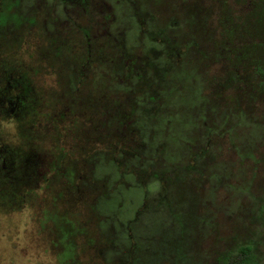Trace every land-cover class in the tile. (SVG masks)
<instances>
[{
  "label": "rangeland",
  "instance_id": "obj_1",
  "mask_svg": "<svg viewBox=\"0 0 264 264\" xmlns=\"http://www.w3.org/2000/svg\"><path fill=\"white\" fill-rule=\"evenodd\" d=\"M131 1H136L143 18L134 17L135 11L128 0H119L114 4L98 0L90 4V15L95 17L93 40L94 37L99 38L92 40L93 56L104 60L115 52L114 44L103 45L108 34H105V27L100 28L102 22L109 26L113 35L123 32L130 42L129 46L148 49L155 45L161 53L172 49L179 56L169 73L170 79H176L181 85L167 107L170 115L165 120H169L171 126L166 131L162 123L156 121L150 124L144 121L143 124L146 123L148 130L151 127L158 132L153 135V146L158 141L166 140L170 146L173 143L176 155L172 159L181 162L184 154H190L191 160L195 159L198 163V170L193 176L181 174L180 181L174 183L169 191L167 204L159 207L158 201L150 200L148 211L139 221L130 224L128 231L125 230L133 235L134 240L122 242L128 247L136 244L131 264H205L209 250L214 251L220 246L217 247L212 236L215 225L217 236L224 241L222 244L235 236L264 237V215L260 212L264 207V48L260 46L264 40V10L260 0ZM47 2V12L52 14L45 22L47 27L51 31L60 27L61 31L56 30L58 36L82 42V33L71 28L70 21L73 19L86 27L90 17L84 15L82 9L76 10L75 6L66 14V4L55 0ZM13 3L19 6L20 11L32 15L31 19L27 18L29 24V19L33 21L38 15L36 9L40 4L36 0H10L11 6ZM109 5H115L113 15L107 13ZM52 7L54 11L50 10ZM153 12L166 22L172 19L181 22L174 39L178 45H158L157 41L155 44L151 41L152 37L158 38L160 21H151L144 28L138 26L137 19L144 20L146 13L151 15ZM18 17L15 18L19 21ZM38 38L35 34L30 44H25L21 52L14 55L15 59L24 61L27 66L32 65L28 59L29 52ZM178 50L182 54H178ZM156 62L160 69L166 67L164 59ZM35 82V87L46 94L57 92L59 87L56 79L49 78L45 73ZM95 92L92 90V93ZM69 93L74 95L70 88L64 96L75 97ZM44 110L53 112L52 106ZM64 126L62 124L61 127ZM1 129L8 140V137L15 136L18 128L14 124H4ZM64 133L62 146L67 148L76 138L77 129L76 133L69 131L66 134V130ZM46 134L56 135L57 130L47 128ZM78 135L82 136L80 132ZM56 145L60 146V143L47 140L46 148ZM91 151L88 144L80 156ZM200 151L205 152V157H198ZM76 154L79 155V152ZM189 162L187 160L186 164ZM98 170L103 176L112 171L110 166H101ZM118 177L121 178L119 174ZM126 180L131 181V177H126ZM64 187L63 182L55 184L53 193L57 195ZM135 195L132 191L125 194L121 191L120 195H115L120 202H127L126 207L124 205L127 215L121 221L123 224L131 220L142 205V202L129 205L133 199L138 202ZM53 198L41 191L29 200L24 209L9 215L0 213V264L102 262L93 258V247L89 243L96 245L97 241L106 239L108 216L113 215L111 210H118L116 201L107 206L106 201L100 200L98 209L104 217L101 221L97 220V216L89 219L91 228L84 230L77 226L83 223L85 214L78 216L81 215L79 212H90L92 198L75 201V205H69L68 195L64 200ZM108 207L110 214L106 212ZM117 225L121 227L120 223ZM71 240L75 243L70 244ZM196 248L206 251L199 255L195 252ZM108 252L106 257L113 263H120L125 257L116 250ZM259 257L264 264V244L259 248ZM214 262L215 259H212L210 264Z\"/></svg>",
  "mask_w": 264,
  "mask_h": 264
},
{
  "label": "trees",
  "instance_id": "obj_2",
  "mask_svg": "<svg viewBox=\"0 0 264 264\" xmlns=\"http://www.w3.org/2000/svg\"><path fill=\"white\" fill-rule=\"evenodd\" d=\"M128 2L135 11L134 17L143 18L136 1ZM260 4L264 10V0H260ZM16 5L13 3L12 7L10 0L0 3V213L9 215L24 209L29 200L41 191L51 194L54 200H64L68 195L69 205L91 197V210L79 212L81 215L78 217L85 214V218L77 226L90 230L89 219L97 216V220L101 221L103 216L98 209L99 201H106L107 206H112L115 200L118 210H111L113 215L108 216L106 239L97 241L96 245L89 244L93 247V258L102 260L100 264H131L136 244L128 247L122 242L134 240L133 235L126 232L129 225L139 221L148 211L150 200L158 201L159 207L167 204L169 191L174 183L180 181L181 174L193 176L198 170V163L195 159L191 160L190 154L182 156L185 162L172 159L176 155L173 143L170 146L166 140L158 141L153 146V135L158 132L151 127L149 130L146 128V123L155 121L162 123L166 131L171 126L170 121L165 120L170 115L167 107L181 85L176 79L171 80L169 73L179 56L172 49L161 53L155 45L148 49L129 46L130 42L123 32L113 35L109 26L102 22L100 28L105 27V34H108L103 45L114 44L115 52L104 60H99L100 57L97 60L91 46L99 38L94 37L93 40L95 17L90 15V4H82L83 14L90 17L86 27L73 19L70 21L71 28L82 33V42L58 36L56 30L61 31L60 27L51 31L45 23L48 12L43 11L41 5L36 9L38 15L35 14L33 21H30L32 15L20 11ZM17 9L18 15L15 14ZM114 9L115 5H109L107 13L113 15ZM17 16L19 21L15 18ZM156 17L154 12L151 15L146 13L144 20L137 19L138 26L144 28L151 21H160L158 38L152 37L151 41L154 44L157 41L158 45H178L174 39L181 22L173 19L166 22ZM27 18H30L31 24ZM35 34L39 36V43L37 39L29 52L28 59L32 65L27 66L24 61L16 60L14 55L21 52L25 44L28 46ZM260 46L264 48V40ZM178 54H182L180 50ZM163 59L167 64L160 69L156 61ZM44 73L56 79L59 86L57 92L46 94L35 87L36 78ZM70 88L74 95L69 94L75 97L64 96ZM92 90L96 92L92 93ZM51 106L52 113L44 110ZM4 124H14L18 128L15 136H10L12 141L8 136V140L4 137L1 129ZM62 124H65L64 128ZM47 128H54L57 134H46ZM65 130L66 134L69 131L76 133V138L67 148L62 146ZM79 132L82 136L78 135ZM47 140L60 143V146L46 148ZM88 144L92 151L80 156ZM180 146L187 148L181 143ZM198 157H205V152L200 151ZM187 160L190 162L186 164ZM101 166H110L111 173L100 175L98 169ZM125 175L131 177V181H127ZM59 182H63L65 187L56 195L53 189ZM121 191L124 194L132 191L137 195L134 197L138 198V202L133 199L130 206L142 202L135 216L124 224L121 221L127 215L124 208L127 202L115 198ZM106 212L110 214L109 207ZM260 212L264 215V208ZM216 232L215 225L212 236L217 247L220 246L214 251L209 250L205 264H210L212 259H215L214 264H261L259 248L264 244L263 236H235L222 244L224 241ZM69 243L75 242L71 240ZM109 250L122 253L125 256L123 261H109L106 257L111 252L106 253ZM204 251L195 249L199 255ZM75 264L78 263L75 261Z\"/></svg>",
  "mask_w": 264,
  "mask_h": 264
},
{
  "label": "flooded vegetation",
  "instance_id": "obj_3",
  "mask_svg": "<svg viewBox=\"0 0 264 264\" xmlns=\"http://www.w3.org/2000/svg\"><path fill=\"white\" fill-rule=\"evenodd\" d=\"M12 1V0H11ZM38 2V4L40 5H43L45 7H43V11L47 10V5H48V2L47 0H36ZM55 1H59L61 3H64L66 5H64V10L67 14L68 12V9L72 8L71 5H74L76 7V10H81L82 9V4H93V3H96L98 2V0H55ZM102 2H104L105 4H111V3H118L119 0H101ZM4 2V0H0V3ZM53 11H54V8H53ZM50 17H52L51 15L52 14H48ZM264 208V207H261V209Z\"/></svg>",
  "mask_w": 264,
  "mask_h": 264
}]
</instances>
